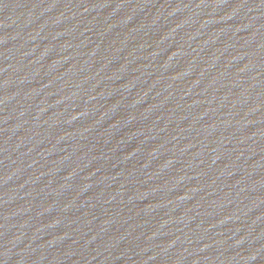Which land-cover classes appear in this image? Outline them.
I'll return each instance as SVG.
<instances>
[{"label":"water","instance_id":"95a60500","mask_svg":"<svg viewBox=\"0 0 264 264\" xmlns=\"http://www.w3.org/2000/svg\"><path fill=\"white\" fill-rule=\"evenodd\" d=\"M0 264H264V0H0Z\"/></svg>","mask_w":264,"mask_h":264}]
</instances>
